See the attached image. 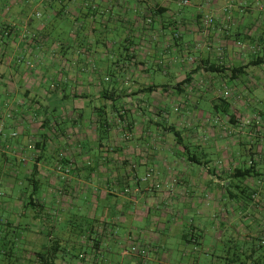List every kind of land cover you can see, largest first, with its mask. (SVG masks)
I'll use <instances>...</instances> for the list:
<instances>
[{
	"label": "crops",
	"instance_id": "0c3cea01",
	"mask_svg": "<svg viewBox=\"0 0 264 264\" xmlns=\"http://www.w3.org/2000/svg\"><path fill=\"white\" fill-rule=\"evenodd\" d=\"M181 1L0 0L2 177L71 171L0 264H264V0Z\"/></svg>",
	"mask_w": 264,
	"mask_h": 264
},
{
	"label": "rangeland",
	"instance_id": "374dc122",
	"mask_svg": "<svg viewBox=\"0 0 264 264\" xmlns=\"http://www.w3.org/2000/svg\"><path fill=\"white\" fill-rule=\"evenodd\" d=\"M178 56V55H176ZM228 94V93H227ZM226 94V95H227ZM228 96V95H227ZM241 113H244V112H247L245 113L246 116H252L253 115V112L256 111V110H263L264 109V105L263 104H256L252 107V109H246V108H243V106L241 108H238ZM14 132L12 131V129H4L3 130V138L6 140L7 138H10L12 139V141H10V146H13L15 145L16 141H15V138L14 137H11V135L13 134ZM24 146H25V149H24V152H23V155L26 157V159L28 158H31V159H35V155L33 153V150H35V147H34V141H26L25 143H23ZM12 148V147H10ZM8 149V152L11 150V149ZM88 148V147H87ZM96 152V150H95ZM52 155L51 157L49 156L50 153L47 151L45 154L42 155V161H47V164L46 165V168L42 169L43 170V173H51L49 176L47 177H44V182H43V186H48V185H52V184H56V186H60V185H63L65 180L64 179H61L60 181L58 179H56L59 174L58 173H53V171H56V163L60 160L58 159L59 158V155L56 156V152H51ZM10 154V152H9ZM49 157V159H48ZM0 159H1V156H0ZM8 161L9 163H12L14 160L13 158L9 157L8 158ZM32 161V160H31ZM4 162L2 161V159L0 160V253H2V251H10L12 249L13 252H16L17 249H18V246L20 244H18L17 242V238H18V229L16 228L17 226V207H16V203L17 201L15 200L16 196H19L20 194L17 195L16 194H11L8 196V199H7V190H6V187H7V180L6 178H3L2 177V173H1V170H2V167L4 166L3 164ZM37 163V162H36ZM50 163H55V164H50ZM33 164H29V166L32 167ZM42 166H44V164H42ZM43 168V167H42ZM58 172V171H57ZM64 172V171H63ZM11 176V175H10ZM13 179L14 177H9L8 178V182L9 184H12L13 183ZM19 179H24L23 177H19ZM13 185V184H12ZM14 187H15V191H23L21 188V185L19 184H14ZM29 188V187H28ZM25 190H27V187L24 188ZM32 191V187L29 188V191H26L27 193H25V197H28L29 198V193ZM8 202V206H5L6 203ZM7 220L13 224L12 226H9L7 224ZM3 255V254H2ZM177 255H179V253H177ZM209 256V255H208ZM143 257H146V252H145V255ZM0 258H4V255L3 257H1V254H0ZM209 258V257H208ZM180 260V259H179ZM184 262H186V259H182ZM206 261H212L213 259L209 258V259H205Z\"/></svg>",
	"mask_w": 264,
	"mask_h": 264
},
{
	"label": "trees",
	"instance_id": "16d2710c",
	"mask_svg": "<svg viewBox=\"0 0 264 264\" xmlns=\"http://www.w3.org/2000/svg\"><path fill=\"white\" fill-rule=\"evenodd\" d=\"M174 39H177L178 37H179V34H175L174 36ZM241 69V67L240 68H238L237 70H240ZM208 71H212V72H216V71H219V69H215V68H213V67H211L210 69H208ZM234 72L235 71H232V73H233V75H234ZM180 85H184V82H182ZM41 142H44V141H41ZM46 142V141H45ZM44 144V145H43ZM39 145H41V143L40 142H38L37 144H36V146H37V148H39L40 149V147H39ZM41 149H42V151L40 152V154H38L37 155V157L35 156L34 158H35V160H36V162L38 163V162H41L42 161V155L43 154H45L46 153V144L45 143H42V145H41ZM1 154V153H0ZM10 156V155H9ZM1 159H2V161L3 162H5V159L4 158H2V156H1ZM0 159V160H1ZM48 159H49V157H48ZM13 163V162H12ZM12 163H10V164H12ZM4 164V163H3ZM51 164H55V163H51ZM66 164H68V163H66L65 161H64V159L63 158H61L59 161H58V163H56L55 165H56V169H57V171H58V173H61V174H66V175H69L70 173H71V171H70V169L69 168H67V165ZM64 171V172H63ZM1 173H2V170H1ZM2 175V174H1ZM255 176H257V174H256V172L254 171V165H250L248 168H246L245 170H241V169H238L234 174H233V178L234 179H236L237 181H239V182H241L242 180H244V179H247V178H252V177H255ZM9 177H14L13 175H11V176H9ZM19 177L20 176H18V177H14V179H13V183L12 184H18V182H19V184L21 185V188H23L22 190V192H23V194L22 195H24L25 193H27L26 191H29V188H31L32 187V191L29 193V198L28 197H25V195H24V197H25V204H26V206H29L30 204H33L35 201H36V199H35V197H37L38 196V191H39V189H40V187L41 186H43V180H44V177H42L41 175H39V167H38V164H33L32 165V167L31 166H29V176H25V175H21V177H23L24 179H19ZM61 178V176H58L56 179H58L59 181L61 180L60 179ZM8 180V179H7ZM27 187V190H25L24 188H26ZM29 187V188H28ZM21 194H20V197L22 196ZM7 224L9 225V226H12L13 224H11L8 220H7ZM16 228H17V226H16ZM260 245H264V243H259ZM259 245V246H260ZM4 252H8V251H4ZM13 251H12V249L8 252L9 254L10 253H12ZM1 254V257H3V251H2V253H0ZM3 254V255H2ZM0 259H3V258H0ZM4 259H5V256H4ZM235 262V261H234Z\"/></svg>",
	"mask_w": 264,
	"mask_h": 264
},
{
	"label": "built area",
	"instance_id": "2783aa9c",
	"mask_svg": "<svg viewBox=\"0 0 264 264\" xmlns=\"http://www.w3.org/2000/svg\"><path fill=\"white\" fill-rule=\"evenodd\" d=\"M189 3H190V0H182V1H181V4L184 5V6L189 5ZM230 7H231V6L228 5V6L224 9V11H225V12H228L229 9H230ZM148 22L150 23V22H151V19H148ZM213 22H214V19H213L212 17H207L206 20H205V24H206V25H211V24H213ZM218 55H219L220 58H223L224 53H223V51H222L221 49H218ZM176 111H177V110H176ZM217 122H218V119H216V123H217ZM150 177H151V174H148V175L146 176L145 180L150 179ZM156 187H159V185L156 184ZM126 192H129V190H126ZM139 254H141L142 256H144V255H145V251L142 250V251H140Z\"/></svg>",
	"mask_w": 264,
	"mask_h": 264
}]
</instances>
